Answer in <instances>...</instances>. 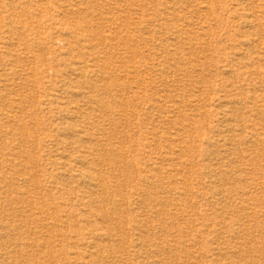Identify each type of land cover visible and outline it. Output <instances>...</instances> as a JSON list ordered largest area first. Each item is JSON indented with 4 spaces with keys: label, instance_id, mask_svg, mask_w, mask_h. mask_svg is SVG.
I'll use <instances>...</instances> for the list:
<instances>
[{
    "label": "rangeland",
    "instance_id": "obj_1",
    "mask_svg": "<svg viewBox=\"0 0 264 264\" xmlns=\"http://www.w3.org/2000/svg\"><path fill=\"white\" fill-rule=\"evenodd\" d=\"M0 264H264V0H0Z\"/></svg>",
    "mask_w": 264,
    "mask_h": 264
},
{
    "label": "bare ground",
    "instance_id": "obj_2",
    "mask_svg": "<svg viewBox=\"0 0 264 264\" xmlns=\"http://www.w3.org/2000/svg\"><path fill=\"white\" fill-rule=\"evenodd\" d=\"M75 68H76V67H75ZM75 68H74V69H75ZM76 69H77V68H76ZM79 72H80V71H79ZM98 179H99V178H98ZM96 180H97V179H96ZM99 181H100V180H99ZM106 182H107V181H106ZM104 188H105V187H104Z\"/></svg>",
    "mask_w": 264,
    "mask_h": 264
}]
</instances>
